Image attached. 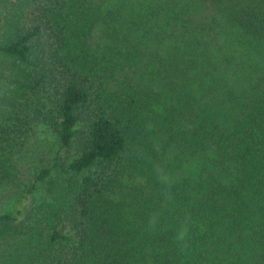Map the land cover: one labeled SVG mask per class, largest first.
I'll return each mask as SVG.
<instances>
[{"label":"trees","instance_id":"obj_1","mask_svg":"<svg viewBox=\"0 0 264 264\" xmlns=\"http://www.w3.org/2000/svg\"><path fill=\"white\" fill-rule=\"evenodd\" d=\"M0 87V264H264V0H0Z\"/></svg>","mask_w":264,"mask_h":264},{"label":"rangeland","instance_id":"obj_2","mask_svg":"<svg viewBox=\"0 0 264 264\" xmlns=\"http://www.w3.org/2000/svg\"><path fill=\"white\" fill-rule=\"evenodd\" d=\"M2 91L4 90L0 87V93ZM39 136V139L46 145L47 151L52 150V152L55 153L58 150L57 137L55 134H52L50 131L43 129ZM41 192H44L43 188L41 189ZM41 192L39 193V195H41Z\"/></svg>","mask_w":264,"mask_h":264}]
</instances>
